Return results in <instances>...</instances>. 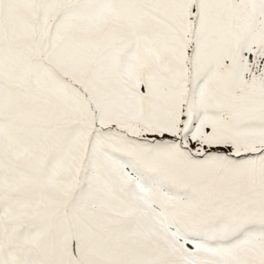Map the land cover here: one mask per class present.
<instances>
[{
    "label": "snow or ice",
    "instance_id": "snow-or-ice-1",
    "mask_svg": "<svg viewBox=\"0 0 264 264\" xmlns=\"http://www.w3.org/2000/svg\"><path fill=\"white\" fill-rule=\"evenodd\" d=\"M0 264H264V0H0Z\"/></svg>",
    "mask_w": 264,
    "mask_h": 264
}]
</instances>
